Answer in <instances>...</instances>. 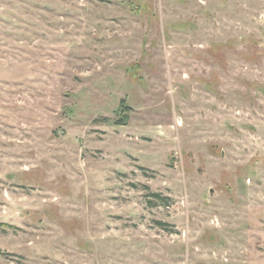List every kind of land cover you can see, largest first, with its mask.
Wrapping results in <instances>:
<instances>
[{"label":"rangeland","instance_id":"1","mask_svg":"<svg viewBox=\"0 0 264 264\" xmlns=\"http://www.w3.org/2000/svg\"><path fill=\"white\" fill-rule=\"evenodd\" d=\"M0 264H264V0H0Z\"/></svg>","mask_w":264,"mask_h":264},{"label":"trees","instance_id":"2","mask_svg":"<svg viewBox=\"0 0 264 264\" xmlns=\"http://www.w3.org/2000/svg\"><path fill=\"white\" fill-rule=\"evenodd\" d=\"M123 105V104H122ZM121 124H125L126 123V120L125 121H120ZM141 169H144V167H141ZM155 197H157L159 200L163 201V202H166L168 201V198L167 196H164L160 193H155L154 194Z\"/></svg>","mask_w":264,"mask_h":264}]
</instances>
